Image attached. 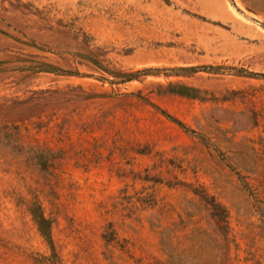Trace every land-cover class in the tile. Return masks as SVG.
<instances>
[{"label": "rangeland", "instance_id": "1", "mask_svg": "<svg viewBox=\"0 0 264 264\" xmlns=\"http://www.w3.org/2000/svg\"><path fill=\"white\" fill-rule=\"evenodd\" d=\"M0 264H264V0H0Z\"/></svg>", "mask_w": 264, "mask_h": 264}]
</instances>
